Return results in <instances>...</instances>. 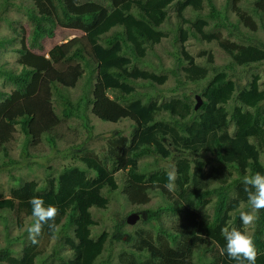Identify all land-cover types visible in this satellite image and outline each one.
<instances>
[{"label":"trees","instance_id":"obj_1","mask_svg":"<svg viewBox=\"0 0 264 264\" xmlns=\"http://www.w3.org/2000/svg\"><path fill=\"white\" fill-rule=\"evenodd\" d=\"M52 1L57 18L25 4L32 28L30 42L23 36L17 49L21 70L0 64V163L3 156V165L23 159L9 153L20 133L28 147L30 141H47L73 161L58 175L48 173L45 186L12 177L10 195L0 190V210L20 219L31 217L34 222L29 204L33 196L58 209L53 227L45 224L20 255L10 246L0 248V264H38L46 250L43 237L47 242L59 237L72 256L61 257L53 250L39 264H96L104 253L111 256L116 241L133 236L123 231L121 219L111 233L94 238L90 209L107 207L110 198L104 190L119 189V179L127 200L135 206L151 205L140 213L145 222H158L160 228L156 237H140L136 253H123V264H198L195 255L202 249L210 254L202 264H235L221 251L225 227L251 235L256 264H264V209L254 212L258 219L251 233L239 219L247 203L243 177L264 173V88L261 74L255 73L264 65V37L259 35L264 34V0H251L248 7L227 0L226 10L216 0H124L117 5L104 0L102 19L101 11L78 14L66 0ZM15 4L0 0V16ZM173 19L175 25L166 26ZM76 23L89 29L55 45L49 57L34 51L43 49L42 40L53 37L58 24ZM170 37L176 50L171 65L161 47ZM190 38L215 44L227 62L218 64L212 50L194 55L186 47ZM15 40L0 39V50ZM171 77L173 95H164L158 86L164 87ZM92 82L90 98L85 87ZM78 85V98L66 95ZM196 94L203 99L198 108ZM89 106L103 121L131 120L132 132L117 127L101 151L92 149L89 141L96 135L86 113ZM70 117L82 119L87 137L60 152L58 127ZM169 171L176 177L171 189L165 187ZM152 193L161 195L158 204ZM166 217L175 218L173 227H160Z\"/></svg>","mask_w":264,"mask_h":264},{"label":"rangeland","instance_id":"obj_2","mask_svg":"<svg viewBox=\"0 0 264 264\" xmlns=\"http://www.w3.org/2000/svg\"><path fill=\"white\" fill-rule=\"evenodd\" d=\"M71 7L72 11L75 13H86V12H96L101 11V18L104 16L107 6L103 2L102 4L97 1H91L87 3H82V0H66ZM110 4L111 1L117 5L122 3L124 0H107ZM251 0H239L240 4L244 7H248L247 3ZM15 7H10L8 10L1 12L2 17L0 18V38L2 37H13L15 38L14 44L10 42L6 43V46L0 50V64H4L7 68L19 70L20 66L18 65L19 52L17 49L21 47V39L23 36L27 39V43L30 42V33L32 28V22L27 17L25 13V4H28L29 7L35 8L38 12L42 14H48L55 16L57 14L54 3L52 0H15ZM225 2L227 0H216V4L222 10L225 9ZM243 6H241L243 8ZM231 13V18H235V14L232 10H227ZM207 9L203 11L206 13ZM9 15L10 18H7ZM175 19L171 21L169 25H175ZM86 27L83 24L76 23L70 27H58L56 29L55 36L52 38H44L43 49H34L40 54H46L49 50L56 44L63 43L69 39L81 36L83 30H86ZM260 36L264 37L262 32H259ZM173 37L165 40L162 43L164 50L168 51L166 54V62L171 65L173 61L172 52L176 51L175 46L173 45ZM264 39V38H263ZM187 49L194 55H199L204 50H212L215 61L220 63H226V57H223L222 53L218 51V48L215 44H209L205 41L196 40V38H190L186 43ZM205 60V59H204ZM202 60V61H204ZM233 73V71H231ZM255 73L261 74L260 82L263 84L264 88V65H261V68L256 70ZM3 84V79L0 78V87ZM87 87V84H86ZM85 87V88H86ZM175 87L174 78H170L169 82L158 88L163 91L165 95H173V88ZM139 88V91H148L147 87ZM80 85L75 89L69 90L66 92L67 96H70L74 99L78 98L81 93ZM151 92V91H150ZM153 93V92H152ZM234 103H231V107ZM60 111V110H59ZM90 117V124L94 126V135L93 139L89 141L90 147L96 151H101L102 147L105 146L107 140L105 139L108 134L117 127L125 128L126 131L131 128V123L129 121H123L122 123L115 125V123H110L108 121H102L96 119L90 112L87 111ZM129 130V131H130ZM58 137L55 138L56 148L60 152L64 151L66 148L73 144H78L83 142L87 137V130L83 127L82 121L76 117L65 119L60 126L58 127L57 132ZM99 135H102L101 137ZM99 136V137H98ZM23 133H20L17 136V140L11 144L10 156L14 159H23L18 164L14 165H3L5 161L4 156L0 163V190L7 196L10 195L9 188L11 184L15 181L12 177L22 179L20 181L25 182L26 180L35 179L42 186H45L47 182L45 181L47 174L58 175L60 171L65 167L69 166L72 163L71 158H64L63 153H56L54 148H51V145L47 141L39 142L38 144L32 143L30 141L29 147L25 144ZM27 149V152H24V149ZM264 158V156H263ZM120 188L114 191H109V189L104 190V194L109 195L110 203L106 208H93V217L96 221V224L92 227V235L98 237L103 231L112 232L114 225L119 220V218H126L129 213L132 211L143 210L150 208L151 205H138L135 206L129 200H127L123 189V180H118ZM151 197L153 202L156 204L161 200V195L159 193H152ZM155 204V205H156ZM153 207V206H152ZM243 210H248V204H244ZM254 215V212H253ZM21 222V224H20ZM33 219L31 217L18 218L13 212L0 210V248L5 246H10L14 249L17 255L21 254L23 247L29 244L32 241V237L29 236L27 228L32 224ZM175 224V218L166 217L165 225H161L162 228H171ZM248 232L251 233L253 230V224L247 225ZM123 229L130 235L133 236V239H130L125 236L123 240L116 241L112 246L111 252L112 255L109 256L107 253H104L96 262V264H123L121 261V256L123 253L131 254L136 253L137 245L139 244L140 237L143 235H152L157 236L159 234L160 228L159 223L155 221L145 222L144 219H140L134 225L125 224ZM45 245V252L38 258V264L44 256L51 254L53 250L58 251V256L61 257H70L72 252L64 245V243L59 239V237H53L48 242L45 237L41 239ZM209 253H206L203 249L200 250L195 255V260L198 264L204 263V261L209 257ZM202 260V261H201Z\"/></svg>","mask_w":264,"mask_h":264},{"label":"clouds","instance_id":"obj_3","mask_svg":"<svg viewBox=\"0 0 264 264\" xmlns=\"http://www.w3.org/2000/svg\"><path fill=\"white\" fill-rule=\"evenodd\" d=\"M93 1H97V0H93ZM97 2L102 4L104 2V0L103 1H97ZM8 9L9 8H7V10ZM55 9H56V7H55ZM36 12L38 14L40 13L37 10H36ZM40 14H42V13H40ZM78 14H82V13H78ZM42 15H48V14H42ZM5 16H7V15H5ZM54 17L57 18V14ZM0 18H1V16H0ZM80 24H82V23H80ZM58 27L66 28V26H63V25H60V24H58L56 29ZM67 27H70V26H67ZM87 29H89V28H87ZM85 31L86 30H83V34L85 33ZM55 33H56V30H55ZM3 38L4 37H2L0 39H3ZM47 38H52V37H47ZM59 44H61V43H59ZM44 55H46V57H49V52L44 54ZM18 65L20 66L19 70H21L22 67H21L20 63H18ZM94 82H96V81H94ZM94 82H92L90 84V86H89V83H87V87L85 88V92L87 93V95L90 98L93 97V90L92 89H93ZM159 86H161V85H159ZM162 93H163V91H162ZM198 95L199 94H196V100H197V96ZM199 96H201V95H199ZM160 100H162V99L159 96L158 97V101H160ZM202 101H203V99H202ZM197 102H198V100H197ZM197 102H196V104H197ZM88 110H90L91 114L96 119H99L93 113L92 106H89L87 108L86 113H87ZM70 118H72V117H70ZM76 118H78V119H80L82 121L81 118H79V117H76ZM89 119H90V117H89ZM99 120H101V119H99ZM123 121H129L130 123L132 122L129 119H123ZM118 124H120V123H115V125H118ZM131 132H132V130H131ZM166 176H167L168 183L165 185V187L171 189L172 186H173V183H174V181L176 179L175 173L169 171V172L166 173ZM242 184L244 185V191L247 194V204H248L249 208H248V210L241 211L239 213V219H240V222H241L242 225H251L258 219V215H253V212L258 213L259 210L264 209V173L256 172V173H254V174H252L250 176L246 175V176L243 177ZM29 204L31 205V215L35 219H34V222L28 226L27 232H28L29 236L33 238V242H35V238L40 235L42 227L45 224H47L49 228L53 227V222H54L55 217L57 215L58 209H57V207L55 205L46 204L44 199L42 197H39V196H33L32 198H30ZM93 208H99V207H95L94 206V207H92L90 209L91 213H92V217H93V212H92ZM140 212H141V210H138L137 212L136 211H132L131 213H129L127 215L126 218H119V220L125 219V224L127 223V224H130V225H134L135 223H137L138 220H140L141 218L143 219V214L140 213ZM134 213L138 214L140 216V218L134 224H132V223L128 222V217L131 214H134ZM93 219H94V217H93ZM94 221H95V219H94ZM93 226L94 225L91 226V231H92V227ZM123 231L126 232L124 229H123ZM103 232H106V231H103ZM69 234L74 237V227L73 226H71L69 228ZM221 234H222V237H223V239L225 241V244H224V246L222 247V250H221L222 254L226 255L229 260L235 261V264H256L257 251H256V248H255V245H254V242H253V238H252L251 235H249L246 231H244V230H242L240 228H237V227H231V228L225 227V228L222 229V233ZM128 235H130V234H128ZM125 236H127V235H125ZM127 237L129 238V236H127ZM94 238H98V237H94ZM131 239H133V238H131ZM67 248L71 251V249L69 247H67Z\"/></svg>","mask_w":264,"mask_h":264},{"label":"water","instance_id":"obj_4","mask_svg":"<svg viewBox=\"0 0 264 264\" xmlns=\"http://www.w3.org/2000/svg\"><path fill=\"white\" fill-rule=\"evenodd\" d=\"M197 100H198V102L196 104V108H198L203 102L201 96H199V95L197 96ZM139 218H140V216L138 214H136V213L131 214L128 217V222L134 224Z\"/></svg>","mask_w":264,"mask_h":264}]
</instances>
